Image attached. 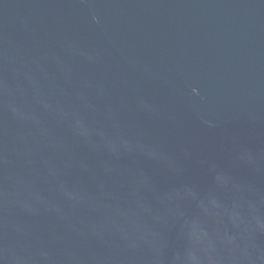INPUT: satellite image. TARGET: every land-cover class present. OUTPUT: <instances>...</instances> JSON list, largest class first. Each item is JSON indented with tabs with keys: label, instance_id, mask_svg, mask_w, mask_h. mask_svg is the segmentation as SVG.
<instances>
[{
	"label": "water",
	"instance_id": "95a60500",
	"mask_svg": "<svg viewBox=\"0 0 264 264\" xmlns=\"http://www.w3.org/2000/svg\"><path fill=\"white\" fill-rule=\"evenodd\" d=\"M0 264H264V0H0Z\"/></svg>",
	"mask_w": 264,
	"mask_h": 264
}]
</instances>
